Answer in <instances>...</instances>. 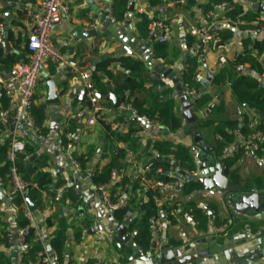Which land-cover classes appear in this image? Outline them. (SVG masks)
Here are the masks:
<instances>
[{"label":"crops","instance_id":"crops-1","mask_svg":"<svg viewBox=\"0 0 264 264\" xmlns=\"http://www.w3.org/2000/svg\"><path fill=\"white\" fill-rule=\"evenodd\" d=\"M65 1L70 6L69 13L61 16L51 34L53 44L65 57L76 60L81 70H88L93 76H98L101 81L107 82L110 90L113 89V84L106 73L102 70L94 72L99 64L108 62L112 70L121 69L119 63L115 61L121 56H131L143 62L145 70L141 73H131L128 80L133 77L147 80L146 84L152 87L153 92L160 94V101L173 100L182 126L178 131L171 133L159 123H150L144 119H142L144 122L134 123L136 118L132 114L130 115L129 112L124 114L120 108L115 110L110 100H101L104 110L97 115L95 123L89 125V113L86 112L81 118L76 117L77 113L84 109L76 101V92L81 84L79 77L65 64L51 63L42 72L36 89L35 107L39 109L40 114L44 115L42 125L45 131L34 135L23 124L19 127V131L21 139L26 142V147L29 145L33 150L28 155V160L34 162L38 158L46 157L47 170L53 181H63L62 186L65 189L73 187L80 198V201L73 202L63 197V191L60 199L56 200L50 192L43 191L40 203L35 205L34 217L38 236L46 247L51 246L50 240L55 238L61 230L64 233L61 264H92L94 262L128 264V257L132 250L120 238L113 235L118 225L127 219L120 213L121 211L117 212L106 206L101 186L97 187L92 181L95 169L107 165L112 159L113 152L106 140L105 124L111 125L115 146L125 148L127 154L120 161L117 178L104 188L114 193L124 185H128L125 192L132 198L134 210L130 217L132 225L135 223L134 220L139 218L141 202L147 199V192L154 188L155 180L150 178L148 182L139 180V187L135 191L132 189V183L158 156L153 153L151 146L148 148L158 140H170L174 144L190 147L196 162H198L195 156L196 149L212 148L215 155L223 158L222 162L225 166H227L225 158L236 157V164L230 167V177L234 172L240 180L239 184L245 189H264V158L259 153L247 156L235 153L225 156L223 150L220 155L214 150L218 137L215 133L217 122L231 120L238 121L239 125H242L246 116L249 125L264 124V115L242 107L230 86L232 76L239 73L236 70V61L240 55L248 56L252 63L264 66V33L257 31L246 33L244 32L246 29H241L239 23V29H235L234 24L237 22H232L225 17L229 8L228 3H225L227 6L223 9L218 8V5H221L218 4L212 10L204 11L203 6L210 0H197V4L192 8L174 6L175 0H128L125 19L115 22L110 20L108 14L98 9L95 0ZM39 2L40 0H0V17L3 18L2 26L4 27L2 39H6L12 49L7 53L3 47L4 57L10 54L17 56L25 54L19 60L26 59L27 36L33 26V13L38 9ZM132 2L134 8L130 10ZM232 2L237 8L257 13L262 24L254 22L255 25H264V10L257 9L259 4H264V0H232ZM210 12L214 15L210 16ZM148 14L159 21H164L168 26L167 29L158 30L157 33L158 37L161 35L168 37V41L163 43L164 55L154 53V42L161 43L158 38L151 41L150 35L147 39L141 37L138 25L143 17L147 18ZM193 25H213L217 33L205 60L197 67L196 77L200 85V93L207 92L212 98L209 105L216 103V106L207 117L197 121L196 130L191 129L190 132H186L183 102L193 99L183 92L186 86L182 79L186 68V58L188 56L195 58L197 41L189 33ZM219 28H229L233 31V35L223 39L218 35ZM90 29L97 30L98 35L86 39L77 37L78 33ZM148 42L149 45H147ZM103 54H107V58L97 62ZM221 57L226 60L223 64L219 63ZM153 60H156V66L153 65ZM244 64L247 67L244 73L258 78L264 88V75L260 76L257 71L252 70L251 63ZM8 69H1L0 73ZM220 72H224L225 76L219 80ZM146 73L148 76H144ZM209 75H211L210 79ZM52 79L55 82L58 98L56 103L49 102V83ZM95 89L97 91V88ZM121 94L122 92L117 94L120 99ZM8 105L9 107L5 109L0 104V110L12 117L14 107L10 103ZM131 127L137 129L135 147H132L129 142L119 141L116 136H125ZM239 132H241L239 129L234 131L235 141L227 146L239 141ZM69 133L72 134L70 153L76 157L86 155L87 160L83 170L81 168L76 170L73 167L69 153L63 149V146L68 143ZM11 136L10 125L5 118L0 117V144ZM133 159L137 161L136 165L132 164ZM172 170L170 175L175 172L174 168ZM125 179L128 181L124 182ZM247 181L250 183L249 187L246 185ZM163 193L169 201L176 202L175 210L170 211L174 220L162 213L159 217L163 227L158 232L155 231L152 221L154 229L152 240L157 241L156 249H159L163 241L177 249L183 264H239L236 256L227 253L249 245L248 238L256 235L264 226V216L257 219L254 215L229 204L219 194L203 192V187L192 195L185 196L181 189H178V185L169 183L163 188ZM190 200L208 214L209 221L205 227H202L192 216L186 205ZM208 203L217 205L216 216L220 221L226 220L225 223L228 224L222 234H215L212 231V224L222 223L215 222V213L208 208ZM19 215L20 210L9 195V187L0 184V264H43L37 259L31 261L19 254L17 239L14 237V233L20 228ZM131 224L127 226V230L129 234H134L136 242L137 228ZM7 235L11 238L5 242ZM210 238L218 246H222L224 251L220 254L218 250H214L213 254L201 258L202 240H210ZM52 250V253L57 255L53 248ZM58 264H60L59 257ZM248 264H264V260L259 259L257 263L251 261Z\"/></svg>","mask_w":264,"mask_h":264},{"label":"trees","instance_id":"trees-1","mask_svg":"<svg viewBox=\"0 0 264 264\" xmlns=\"http://www.w3.org/2000/svg\"><path fill=\"white\" fill-rule=\"evenodd\" d=\"M232 0H210L203 6V10L208 12L212 10L215 5L228 3ZM128 0H114L113 2V16L116 21H123L126 17V12L128 10ZM197 4V0H189L186 8H192ZM225 17L231 20L232 22L239 23L241 29L247 28H256L254 22L262 24L261 19H259L258 14L254 11H244L242 8H237L236 6H230L225 14ZM3 24V18L0 17V26ZM141 37L147 39L149 36V20L146 17H143L141 22L138 25ZM218 35L223 39H228L233 35L231 29H217ZM154 53L156 55L165 54V46L163 43L154 42ZM25 54L16 55L10 54L7 57H4L3 47H0V70L9 68L16 61L24 57ZM115 61L119 63L121 69L112 70L109 68L108 62H103L99 64L94 71L95 73L102 70L106 73L108 78L113 84V92L119 94L124 90L130 92L132 99V105L137 110V113L140 117H146L150 123H159L163 125L171 133L178 131L182 126L181 118L179 117L176 111V105L173 100H164L160 101V94L153 92L152 87L146 84L147 80L130 78L131 73H141L145 70V65L143 62L133 59L131 56H121ZM186 68L183 73V82L185 83L186 88H194L196 91H199L200 85L197 81V67L198 63L196 58L188 56L185 60ZM240 63H251V68L254 71H257L260 76L264 75V66H259L252 63V60L248 56L240 55L236 61V65ZM94 73V74H95ZM224 72H220L218 79L224 78ZM93 81L95 88H97L98 93L106 96L110 93L107 82L101 81L100 77L93 76ZM231 89L234 95L239 100L242 107L247 108L249 111H254L259 115H264V88L261 84V81L247 73H236L232 76L230 82ZM211 96L207 92H201L200 97L194 101V108L196 111L206 109L211 103ZM8 98L3 94L0 97V104L3 108L7 109L9 107ZM111 105V103H107ZM220 109V107H219ZM33 114L38 125L42 127V133L45 129L42 125L44 115L39 112V109L34 106ZM210 121V120H209ZM138 121L134 120V123ZM213 122V121H212ZM106 127V140L109 142L108 145L112 149V159L111 161L101 167L95 169L92 174V181L97 186H105L112 182V172L120 167V161L125 158L127 151L125 148H117L113 142L114 132L111 130L110 124H105ZM258 128L264 130V124L260 123ZM240 130L245 134H248L252 131L251 125H249L248 118L245 116L242 125H239L238 121H219L216 124L215 133L218 135L215 141V152L220 155L225 146L235 141V130ZM137 129L131 127L128 133L125 136H117L119 141L129 142L132 147H135L137 136L135 134ZM11 137L8 138L3 144H0V184L4 186H10V177L8 176L10 170V162L7 160V151L10 145ZM151 146V150L156 155H160L163 158H172V162L163 160L159 163L153 164L149 167L143 174L152 180H162L166 184L172 182L175 179H179L183 182L181 192L185 196H190L193 193L201 190V186L195 182L184 181L182 177L178 174L180 171H184L188 174H193L197 171V162L194 158V155L191 151V148L183 144H174L170 140H158L155 141ZM32 148L27 145L25 152L21 153L18 158L17 166L19 172L22 176L23 182L26 184L27 195L35 205L40 203V199L43 191H48L49 189H57L61 187L64 183L63 181L54 182L50 172L47 170L48 160L46 157H41L30 162L28 160V155L32 152ZM152 153V154H153ZM264 158V144L261 146V149L257 152ZM86 156V155H85ZM78 156L77 159L80 162L81 169L85 168L86 157ZM237 162V158H225L226 165L230 168L233 167ZM161 168L163 172L157 174V170ZM175 172L173 175H170V170L173 169ZM231 179L239 183V178L233 172ZM140 177L134 179L132 183V189L135 191L139 187ZM258 181L257 178H255ZM128 181L127 179L124 182ZM247 187L250 186L249 181L246 182ZM248 189V188H247ZM163 193V188L161 189H150L147 192V199L143 200L140 205L139 218L135 219V223L131 226L137 228V233L135 236L136 243L141 247L147 249L149 248L152 238H153V218L161 216L162 213L168 215L172 220L173 217L170 214L176 207V202L169 201L158 205L153 200V194ZM52 197L55 198V193H51ZM69 198L73 202L80 201L79 196L76 194L73 187L66 188L63 193V197ZM13 203L19 208L20 215L18 217L19 227H24L27 225V219L23 213V197L20 194L12 197ZM192 214V216L199 222L202 227H205L209 221V216L204 212L202 207L194 203L193 201H188L186 204ZM208 208L213 210L215 213V222L216 223H225L226 220H219L217 215L218 207L214 203H208ZM118 212V211H117ZM122 215L123 211L120 212ZM137 223V224H136ZM11 236L7 235L5 242L8 241V238ZM28 241L31 243L32 248L26 258H29L31 261L37 259V254L42 250L43 246L39 240H36L33 236L28 238ZM52 248L55 250L59 257L60 264L62 262L63 255V244H64V233L62 230L58 235L50 240Z\"/></svg>","mask_w":264,"mask_h":264},{"label":"built area","instance_id":"built-area-1","mask_svg":"<svg viewBox=\"0 0 264 264\" xmlns=\"http://www.w3.org/2000/svg\"><path fill=\"white\" fill-rule=\"evenodd\" d=\"M113 2L114 0H95L98 9L109 15L110 20L115 22L113 16ZM189 0H175L174 6L185 7ZM227 4L218 5V8H225ZM70 10L69 4L65 0H40L38 9L33 13V26L28 32L26 42V59L16 61L8 70H3L0 73V97L3 94L8 98L11 106L14 107V113L12 115L13 120L16 123V127L11 136L10 145L7 151V160L10 162V170L8 176L10 177L9 195L11 197L20 194L23 197V213L27 219V225L18 229L17 244L20 256H27L32 248L31 243L28 241L30 236H33L36 240L42 243V250L37 254V260L43 264H58V256L49 253L44 242L39 239L37 232V225L34 217V212L31 210L30 204L27 200V188L26 184L22 180V176L19 172L17 162L19 155L25 152L26 142L21 139V132L19 127L22 122L34 135H39L42 132V127L37 124L33 108L35 106L36 89L39 85L42 72L46 70L51 63L65 64L69 66L74 74L80 79V86L76 92V101L81 104L84 109L79 111L76 117H84L85 113H89V125H93L96 121L97 115L104 110V106L101 103L95 89L93 81V74L88 70H81L78 66V62L74 59H69L61 52V50L53 44L51 40V34L57 22L62 15L68 14ZM210 16L214 13L210 12ZM149 20V35L152 36L158 33V30L167 29V24L164 21H159L154 18L153 15L148 14ZM235 29H239L238 23L234 24ZM262 32L264 33V25H259L256 28L246 29L244 32ZM190 35L197 41V48L195 49L194 56L200 65L210 50V46L217 37V33L213 25H193L189 29ZM4 34V27L0 26V41ZM159 42L165 43L168 41L166 35L157 37ZM225 58L221 57L219 63H225ZM236 70L239 73L247 71L245 64L240 63L237 65ZM264 80V76H263ZM186 95L192 97L195 101L200 97L201 93H198L194 88H186ZM122 111L131 112L132 116L137 119H144L149 121L146 117H140L137 110L132 105L130 92L124 90L121 94V106ZM157 123V122H155ZM257 124H252V131L248 134L239 132V141L231 146H225L223 153L225 156L233 155L235 153L247 156L252 153H257L261 146L264 144V130L258 128ZM72 134H68V143L63 146L69 153V158L73 167L76 170L81 168L80 162L74 154H71L72 149L71 142ZM198 158V152L195 153ZM132 164L136 165L137 161L132 160ZM172 170V169H171ZM173 171V170H172ZM163 170L159 168L157 174H161ZM174 172H172L173 175ZM188 174V173H187ZM118 170L112 172V181L117 178ZM190 175V174H188ZM141 182H148V178L145 174H140ZM174 185H179L182 182L179 179H175L170 182ZM153 189L164 188L167 184L162 180L154 181ZM169 184V183H168ZM128 185H124L122 188L116 190L114 193L108 192L104 186H101V192L103 200L108 208L123 211L125 218L128 219L133 215V203L129 193L125 192ZM65 187L61 186L57 189H49L48 191L55 193V199L59 200L61 193ZM153 200L156 204L161 205L169 201L166 194H153ZM175 210V208L173 209ZM155 225V231H161L163 222L160 217L153 218ZM228 224L222 223L220 225L212 224V231L215 234H222L227 229ZM10 236V235H9ZM11 238V237H10ZM92 264H102L94 262ZM118 264V263H113Z\"/></svg>","mask_w":264,"mask_h":264},{"label":"water","instance_id":"water-1","mask_svg":"<svg viewBox=\"0 0 264 264\" xmlns=\"http://www.w3.org/2000/svg\"><path fill=\"white\" fill-rule=\"evenodd\" d=\"M235 6L234 2H231L228 7ZM133 2L131 3L130 10H133ZM257 9L264 10V4H259ZM98 35L97 30L90 29L78 33L77 37L80 39H86L95 37ZM157 33L151 36V41L157 39ZM149 45V42L147 43ZM0 47H4L7 53L11 52L12 49L9 46V43L6 39L0 41ZM107 58V54H103L99 57V61ZM153 65L156 66V60L152 61ZM148 76V74H144ZM211 78V75L208 76ZM183 82V79H182ZM50 85V103L58 102L55 90V82L52 79ZM185 92V89L183 91ZM200 93V91H198ZM100 100H110L113 103L114 109H119L121 106V99L113 92L110 91L108 96H103L102 94H97ZM184 110L183 115L185 118L184 130L190 132L191 129L196 130V123L199 119L207 117L212 111L216 103H212L208 108L202 112H196L194 108V101L187 100L183 102ZM124 114H127V111H123ZM131 115V112H129ZM0 117L5 118V120L10 125V134L14 132L16 123L13 118L4 114L0 110ZM139 122H144L142 119H135ZM22 124H24L22 122ZM198 152V162H197V171L193 174L188 175L184 171L178 172L184 181H191L199 184L203 187V192L205 193H217L223 199L227 200L229 204L240 208L245 213H250L254 215L255 218L261 219L264 216V189L259 190L258 188L245 189L241 184L234 182L231 177V168L225 166L222 162L223 158L214 154L212 148H206V150L196 149ZM163 160L172 162L171 158H163L162 156H156L148 167H151L155 163H159ZM183 182L178 185V189H181ZM27 200L30 204L31 210L36 211L35 203L27 197ZM132 223V219L129 218L125 222L120 223L118 227L114 230L113 235L116 238H120L122 242L126 244L128 248L132 251L128 257V264H183L180 254L177 249L173 248L166 241L161 243L159 249H156L157 241L153 239L149 248L145 249L141 247L134 241V234H129L127 226ZM14 237L17 239L18 232L14 233ZM250 241L249 245L242 246L240 249H234L229 251L227 254L232 253V255L238 258L237 263L239 264H248L252 262H258L259 259L264 260V226L259 229V232L248 238ZM203 244L201 246L200 257L208 256L213 254L214 250H218L220 254L224 251L222 246H218L213 240H202ZM48 252L52 253V247L48 245Z\"/></svg>","mask_w":264,"mask_h":264}]
</instances>
